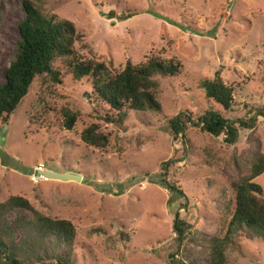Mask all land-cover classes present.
<instances>
[{
    "label": "rangeland",
    "instance_id": "1",
    "mask_svg": "<svg viewBox=\"0 0 264 264\" xmlns=\"http://www.w3.org/2000/svg\"><path fill=\"white\" fill-rule=\"evenodd\" d=\"M30 1L44 16L74 25L81 36L74 48L84 60L118 72L126 61L174 58L182 70L156 77L160 111H128L117 127L97 121L103 110L90 81H75L65 71L61 85L40 87L36 79L9 122L0 124V203L20 196L44 216L69 220L75 242L55 250L69 251L72 264H204L210 240L225 235L234 208L231 184L250 173L258 154L264 157V116L256 115L264 111V0ZM20 2L0 0V85L24 17ZM216 74L234 90L223 117L254 115L253 125L237 126L232 144L224 134L214 137L190 124L184 137H174L171 118L196 121L218 109L200 87ZM61 108L78 114L71 131L62 125ZM92 123L108 135L105 149L80 141ZM37 164L82 180L33 184L29 175ZM254 182L264 198V173ZM176 213L193 233L180 245ZM224 244L226 264H264V241L235 234Z\"/></svg>",
    "mask_w": 264,
    "mask_h": 264
},
{
    "label": "trees",
    "instance_id": "2",
    "mask_svg": "<svg viewBox=\"0 0 264 264\" xmlns=\"http://www.w3.org/2000/svg\"><path fill=\"white\" fill-rule=\"evenodd\" d=\"M20 6L24 17L17 23L14 58L4 71V81L0 85V124L9 122L36 79L40 87L61 85L63 71L75 81H90L93 100L103 110L96 119L104 125L121 126L128 111H160L155 95L156 77L179 75L182 70L179 61L149 57L136 65L126 61L121 71H111L106 64L84 60L77 53L74 44L81 36L70 21L44 16L30 0H21ZM200 87L206 99L218 109H209L196 121L184 114L171 118L168 127L172 135L184 137L183 132L190 124L214 137L224 134L226 141L232 144L237 138V126L251 127L255 116L236 121L223 117L222 112L233 107L234 90L224 84L218 74L213 80H203ZM60 114L64 129L71 131L77 122V112L61 108ZM256 115L264 116V111H256ZM80 141L88 147L105 149L109 138L99 124L92 123L83 128ZM162 166L165 169L167 165ZM263 173L264 157L258 154L250 173L231 184L234 208L225 235L210 240L204 264H226L224 242L235 234L264 241V198L261 187L254 182ZM164 183L171 191L182 195L178 187L167 181ZM9 215L12 218L9 219ZM173 230L179 245L193 234L190 225L180 219L178 213L174 217ZM93 233L99 232L93 230ZM75 237L76 229L69 220L44 216L23 197L11 196L0 203V264H72L69 251L59 253L55 249L61 245L70 249ZM187 264H196V261Z\"/></svg>",
    "mask_w": 264,
    "mask_h": 264
},
{
    "label": "water",
    "instance_id": "3",
    "mask_svg": "<svg viewBox=\"0 0 264 264\" xmlns=\"http://www.w3.org/2000/svg\"><path fill=\"white\" fill-rule=\"evenodd\" d=\"M41 175L47 180H53L59 182H75V183L81 182V176L78 174H72V173L60 174L47 170L43 172Z\"/></svg>",
    "mask_w": 264,
    "mask_h": 264
},
{
    "label": "built area",
    "instance_id": "4",
    "mask_svg": "<svg viewBox=\"0 0 264 264\" xmlns=\"http://www.w3.org/2000/svg\"><path fill=\"white\" fill-rule=\"evenodd\" d=\"M45 171H47V169L43 164H37L33 168V172L29 175V181L33 184H37L40 181H46V179L41 175Z\"/></svg>",
    "mask_w": 264,
    "mask_h": 264
},
{
    "label": "crops",
    "instance_id": "5",
    "mask_svg": "<svg viewBox=\"0 0 264 264\" xmlns=\"http://www.w3.org/2000/svg\"><path fill=\"white\" fill-rule=\"evenodd\" d=\"M66 173H71V172H66ZM60 174H65V173H60ZM81 176V175H80ZM81 180H82V176H81Z\"/></svg>",
    "mask_w": 264,
    "mask_h": 264
}]
</instances>
